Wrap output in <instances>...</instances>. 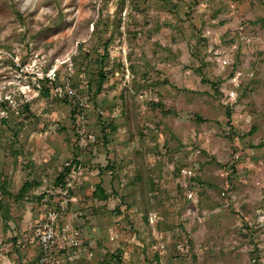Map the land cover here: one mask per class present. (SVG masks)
Instances as JSON below:
<instances>
[{"label":"rangeland","instance_id":"1","mask_svg":"<svg viewBox=\"0 0 264 264\" xmlns=\"http://www.w3.org/2000/svg\"><path fill=\"white\" fill-rule=\"evenodd\" d=\"M0 184V264H264V0H0Z\"/></svg>","mask_w":264,"mask_h":264},{"label":"trees","instance_id":"2","mask_svg":"<svg viewBox=\"0 0 264 264\" xmlns=\"http://www.w3.org/2000/svg\"><path fill=\"white\" fill-rule=\"evenodd\" d=\"M105 51H106V53H108V46L107 45L105 46ZM99 73L101 75V83H102L103 80H104V77H105V73L103 71H100ZM44 78H45V82H49L51 80L48 77H44ZM44 91H45V94L48 95L49 92H50V89L48 87H45ZM24 108L26 110H29L28 108H30V105L26 104L24 106ZM106 127L110 128L111 130H115V128H116V126H115V124L113 122L107 124ZM78 163H79V161H76L75 166ZM71 168H72V164H70L69 166L64 168V170L58 175L57 180H56V184H58L60 186H63V187H66V184H67L66 177H67L68 173L71 171ZM31 186H32L31 182L26 181L23 184V186H22V188L20 190L19 196L23 197ZM0 192H3V193L7 194V190H6L5 184H0ZM94 196L96 198H99V199H102V200L103 199H107L109 197V195L107 193H105V190L101 187L100 183L97 184V186H96V191L94 192ZM0 212H2V213L5 212V210L1 207V205H0ZM5 217L7 218V215H5Z\"/></svg>","mask_w":264,"mask_h":264},{"label":"built area","instance_id":"3","mask_svg":"<svg viewBox=\"0 0 264 264\" xmlns=\"http://www.w3.org/2000/svg\"><path fill=\"white\" fill-rule=\"evenodd\" d=\"M69 193V188L66 189L65 194ZM53 218V216H51ZM57 236V232L55 230V221L51 223H48L44 226L43 230H39L38 238L40 240V245L42 248V255L36 261L35 264H47L49 258H48V251L51 246V243L53 242L54 238Z\"/></svg>","mask_w":264,"mask_h":264}]
</instances>
